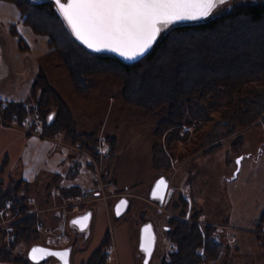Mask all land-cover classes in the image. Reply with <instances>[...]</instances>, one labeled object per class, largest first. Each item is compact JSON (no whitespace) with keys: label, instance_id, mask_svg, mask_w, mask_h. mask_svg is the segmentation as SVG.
<instances>
[{"label":"rangeland","instance_id":"obj_1","mask_svg":"<svg viewBox=\"0 0 264 264\" xmlns=\"http://www.w3.org/2000/svg\"><path fill=\"white\" fill-rule=\"evenodd\" d=\"M233 1L256 3L260 0H229L214 12ZM0 48L2 110L11 103L35 106L40 91L35 89L32 94L31 87L42 73L71 113L72 133L93 134L98 140L96 147L84 148L64 134L54 137L43 134L36 128L41 123L33 115L22 121L27 126L19 127L13 125L14 120L0 114V185L16 187L21 182L19 166L28 169L29 178H33V170L41 163L37 161L44 160L48 150L52 163L64 160L62 174L45 173L34 183L24 182L20 186L18 197L25 198L29 207L26 217L9 212L8 217L0 215V249L12 255L9 261L0 259V263L26 258L33 245L62 248L74 241L70 264H90L92 254L108 237L109 243L103 250L104 264H142L143 257L138 251L139 229L148 221L157 236L149 264H158L165 255L164 241L169 238L173 221H181L200 227L202 233L204 228L213 229L211 237L221 246V251L206 264H264L262 120L212 146L201 147L211 122L198 129H180L179 137H186L184 141L158 140L156 130L167 119L169 107L146 111L127 105L122 98L121 82L108 76L92 77L87 80L84 93L76 91L60 59L49 49L48 39L26 25L15 4L5 0H0ZM212 117L216 118V113ZM30 129L41 133V137L25 132ZM33 137L47 142L54 140L61 146L58 148L52 142L40 144ZM108 140H114L112 154ZM154 144H159L171 156L170 169H153ZM74 165L80 166L73 170L76 176L66 178ZM53 176H60L56 185L52 183ZM160 177L169 182L162 207L149 199L151 188ZM77 178L86 184L80 187L82 195L64 199L61 190L68 189L72 181L78 185ZM124 197L129 201L128 211L116 217L114 202ZM181 197L186 206L179 203ZM88 208L93 210L89 233L86 238H79L68 224L73 215ZM196 213L200 217L192 219ZM31 216L38 218L39 239L23 240L11 249L10 242L14 241L11 228ZM230 235L234 240H228ZM52 262L50 258L45 264Z\"/></svg>","mask_w":264,"mask_h":264},{"label":"trees","instance_id":"obj_2","mask_svg":"<svg viewBox=\"0 0 264 264\" xmlns=\"http://www.w3.org/2000/svg\"><path fill=\"white\" fill-rule=\"evenodd\" d=\"M5 1L14 3L24 23L48 39L49 49L60 59L76 91L84 93L87 80L92 77L108 76L121 82L122 98L127 105L146 111L169 107L167 119L158 124L155 136L158 140L184 141L186 137H179L180 129H198L211 122L201 147L212 146L239 130L249 129L259 120L264 122V1H233L200 23L172 26L160 35L146 57L133 64L87 51L72 37L51 1ZM31 89L32 94L35 89L40 91L35 106L11 103L2 110L0 101L1 116L20 124L33 115L40 121L43 134L53 137L64 134L78 146L96 147L95 135L72 133L71 113L42 73ZM214 113L216 118L212 117ZM108 143L112 154L114 140ZM170 161L166 150L154 144L153 169L166 171L170 169ZM78 168L71 167L66 178L75 177L73 170ZM59 179L53 176V185ZM21 185L25 183L21 181L14 188L0 185V213L6 210L26 217L27 201L17 194ZM61 194L68 199L79 197L82 192L70 187L61 190ZM179 203L186 206L182 197ZM180 215L185 216L184 212ZM199 217L200 213H196L192 219ZM38 222L37 217L31 216L13 226L10 233L14 241L10 242V248L23 240L39 239ZM172 225L168 236L176 244V251L168 258L164 255L158 264H206L221 251V246L211 237L213 229L204 228L202 233L200 227L185 222L173 221ZM108 243L106 237L89 259L90 264L106 262L103 250ZM11 257L9 251L0 249L1 261H9ZM12 263L31 264L27 257L14 258Z\"/></svg>","mask_w":264,"mask_h":264},{"label":"snow or ice","instance_id":"obj_3","mask_svg":"<svg viewBox=\"0 0 264 264\" xmlns=\"http://www.w3.org/2000/svg\"><path fill=\"white\" fill-rule=\"evenodd\" d=\"M225 3L226 0H54L57 11L78 41L94 52L109 51L127 60L143 56L170 25L208 18ZM166 187L163 179L156 185L158 191ZM87 220L85 216L73 223L83 229ZM145 232L149 235L142 249L150 256L153 238L149 229ZM38 253L44 250H32L34 261ZM48 254L59 255L61 259L68 255L67 252Z\"/></svg>","mask_w":264,"mask_h":264},{"label":"water","instance_id":"obj_4","mask_svg":"<svg viewBox=\"0 0 264 264\" xmlns=\"http://www.w3.org/2000/svg\"><path fill=\"white\" fill-rule=\"evenodd\" d=\"M47 1H51L53 4H54V0H47ZM229 0H226V2H228ZM221 6V5H219ZM218 6V7H219ZM56 8V6H55ZM57 10V9H56ZM215 11V10H214ZM213 11V12H214ZM58 12V11H57ZM59 14V12H58ZM60 15V14H59ZM61 16V15H60ZM211 16V15H210ZM209 16V17H210ZM208 17V18H209ZM62 18V17H61ZM63 19V18H62ZM207 18H204V19H200V20H197V21H180V22H176L172 25H170L169 27H172V26H176V25H186V24H193V23H200L204 20H206ZM64 21V20H63ZM65 22V21H64ZM66 24V22H65ZM67 26V24H66ZM68 27V26H67ZM69 29V28H68ZM70 33H71V30L69 29ZM163 32V31H162ZM162 34V33H161ZM72 37L75 39V41L80 44L82 47H84L87 51H89L90 53H93V54H98V55H108V56H111V57H114L116 59H118L119 61L125 63V64H133V63H136L138 61H140L141 59H143L144 57H146L150 51L153 49V47L155 46V44L157 43V41L154 43V45L152 46L151 49H149L143 56L141 57H138L137 59L135 60H127V59H124L122 57H120L118 54L116 53H113V52H109V51H102V52H94L90 49H88L85 45H83L80 41H78L75 36L71 33ZM160 37V36H159ZM1 57H2V50L0 48V60H1ZM52 117V116H50ZM163 179L167 185L166 188H161L159 191L156 189V185L158 184V182ZM168 184L169 182L167 181V179L165 177H160L158 178L155 183L153 184L152 188H151V191H150V194H149V199L151 201H155L157 202L160 206L165 202V199H166V195H167V191H168ZM154 192H157V195L154 196L153 193ZM160 196H163V199H160ZM125 202L123 205L121 204V202ZM127 205H128V200L126 198H121L115 208H114V211H115V216L116 217H119L121 216L127 209ZM118 209H119V212H118ZM87 216L88 217V220L85 224V226L83 227V229L81 228V226L79 224H74L73 221H77V220H81L83 217ZM90 220H91V211L85 213L84 215L82 216H77V217H74L72 218L70 221H69V227L72 229L73 227H76L77 230L79 231V233H83L84 234V237L86 238L88 236V229H89V224H90ZM145 229H149L150 230V235L151 237L153 238V248H152V254L154 252V249H155V245H156V239H157V236L155 234V230H154V227H153V224L151 222H145L141 225L140 229H139V240H138V251L140 253V255L143 257V260H142V264H149V261L152 257V254L150 256H148L142 249V245L145 243L146 241V238L147 236L149 235V233H146L145 232ZM34 248H37V249H43L44 250V253H38L37 254V259L34 261L32 258H31V253H32V250ZM71 250H72V247H67V248H62V249H55V248H50V247H46V246H42V245H33L29 250H28V253H27V259L28 261L31 263V264H40V263H43L44 261H46L47 259L49 258H53L56 262V264H70V253H71ZM67 252L68 255L67 257L61 259V257L59 255H49L48 253H56V254H62V253H65Z\"/></svg>","mask_w":264,"mask_h":264},{"label":"crops","instance_id":"obj_5","mask_svg":"<svg viewBox=\"0 0 264 264\" xmlns=\"http://www.w3.org/2000/svg\"><path fill=\"white\" fill-rule=\"evenodd\" d=\"M29 138H31V137H29ZM36 137H33L32 139H35ZM35 140H38V142L40 143V144H43V142H46V143H50V142H47V141H43V140H40V139H38V138H36ZM40 140V141H39ZM50 150H48L47 151V154H46V156L47 157H45L44 158V160H42V161H40V159L37 161V163H40L38 166H36L35 167V169L33 170V178H29L30 176H29V173H28V169H25V168H23L22 166H19V171L20 172H18L19 173V175H20V181H23V182H25L26 184H30V183H34L41 175H44L45 173H48V174H62V171H63V169H64V166H63V159H62V162L61 163H59V161H57L56 162V164H54V163H52L51 162V158H52V155H49V152ZM63 156V155H62ZM65 156V155H64ZM64 158V157H63ZM60 177V176H59ZM79 177V176H78ZM75 180H76V178H75ZM77 181H78V185L77 184H75L73 181L71 182V181H69V182H71L70 183V187H77V188H79L80 189V187L81 188H83L86 184H85V181H79L78 180V178H77ZM69 187V188H70ZM56 218L57 219H59V217H58V214H56ZM71 230V229H70ZM75 236H78L79 237V235H75ZM74 237V236H73ZM79 238H81V236L79 237ZM78 238V239H79ZM74 239H75V237H74ZM80 240V239H79ZM74 241H72V242H70V243H73ZM69 243V244H70ZM68 244V245H69ZM67 245V246H68ZM42 246H45V245H42ZM48 247V246H47ZM63 248V247H62ZM55 249H57V248H55ZM60 249V248H59ZM0 264H13V263H0Z\"/></svg>","mask_w":264,"mask_h":264},{"label":"built area","instance_id":"obj_6","mask_svg":"<svg viewBox=\"0 0 264 264\" xmlns=\"http://www.w3.org/2000/svg\"><path fill=\"white\" fill-rule=\"evenodd\" d=\"M14 124V126H19V127H24V126H27L28 125V123H24V122H22V124L20 125V124H18V122L16 121V120H14V121H12ZM11 125V124H10ZM40 126H38L37 125V129L39 130V131H42V127H41V124H39ZM35 128V129H36ZM25 130V129H24ZM26 133H30V134H35L37 137H41L40 135H41V133H39V134H36L37 132H32V130L30 129V132L29 131H25ZM48 140V139H47ZM48 141H50V142H52L56 147H60L61 146V143L59 144L58 142H56V141H54V140H48ZM56 142V143H55ZM50 154V153H49ZM162 207V206H161ZM10 213V212H9ZM8 213V211H2L1 213H0V215L1 216H5V217H8L10 214ZM4 219V218H3ZM6 228V227H5ZM228 240H234V236H232V235H230L229 236V238H228ZM164 248H165V256H166V258H168V256L170 255V254H172V253H174L175 252V250H176V244L174 243V241H172L170 238H167V239H165V241H164Z\"/></svg>","mask_w":264,"mask_h":264},{"label":"flooded vegetation","instance_id":"obj_7","mask_svg":"<svg viewBox=\"0 0 264 264\" xmlns=\"http://www.w3.org/2000/svg\"><path fill=\"white\" fill-rule=\"evenodd\" d=\"M125 198V197H124ZM121 199V198H120ZM120 199H118V200H116L115 202H114V205H113V211H114V208H115V206H116V204H117V202L120 200ZM165 203V202H164ZM164 203L161 205V206H164ZM128 207H129V201H128V205H127V209H126V211H128ZM89 211H91V217H92V212H93V210L90 208H88V209H86L85 211H83L82 213H79V214H77V215H73L72 217L74 218V217H77V216H82V215H84L85 213H87V212H89ZM125 211V212H126ZM124 212V213H125ZM123 213V214H124ZM122 214V215H123ZM114 215H115V211H114ZM121 215V216H122ZM120 217V216H119ZM90 222H91V220H90ZM90 225V224H89ZM68 227H69V224H68ZM69 229H71L70 227H69ZM72 231H74L76 234H78V235H81V237H84V234L83 233H79V231L77 230V228L76 227H73L72 229H71ZM88 233H89V229H88ZM80 237V236H79ZM74 246H75V244L74 243H70L68 246H66V247H63V248H67V247H72V249L74 248ZM57 249H59V248H57ZM60 249H62V248H60ZM50 259V258H49ZM53 259V258H52ZM48 260V259H47ZM47 260L46 261H44L43 263H40V264H45L46 262H47ZM52 264H56V262H55V260L53 259V262H52Z\"/></svg>","mask_w":264,"mask_h":264}]
</instances>
